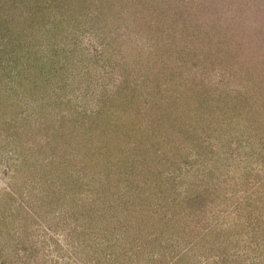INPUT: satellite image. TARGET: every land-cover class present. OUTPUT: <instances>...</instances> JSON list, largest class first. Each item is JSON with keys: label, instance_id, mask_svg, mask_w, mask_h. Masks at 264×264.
<instances>
[{"label": "rangeland", "instance_id": "obj_1", "mask_svg": "<svg viewBox=\"0 0 264 264\" xmlns=\"http://www.w3.org/2000/svg\"><path fill=\"white\" fill-rule=\"evenodd\" d=\"M28 1L58 25L4 6L0 264H264V0Z\"/></svg>", "mask_w": 264, "mask_h": 264}, {"label": "trees", "instance_id": "obj_2", "mask_svg": "<svg viewBox=\"0 0 264 264\" xmlns=\"http://www.w3.org/2000/svg\"><path fill=\"white\" fill-rule=\"evenodd\" d=\"M49 1L51 2L53 0H49ZM261 1H263V0H261ZM236 2H237V0H236ZM220 3H221V6H223V7L224 6L226 7L227 5H229V7H231V6L235 5V0H232V2L229 1V0H220V2L218 4H220ZM245 3H247V5L249 6L250 5V0H247V2H245ZM45 4L47 5V4H49V2H46ZM138 4H139L140 9H141V10H137L138 12L147 10V8H151V6L153 5L152 2H150L149 0H138ZM4 6H7V8H9L10 10L16 9V10H19L20 12L21 11H24L23 8H25V6H26L28 9H26L25 12H27V10H29L31 12L30 14L32 15V17H29V19H30L29 24L30 23L31 24H30V26H28V28L29 29L32 28L33 30H35V29L38 28L40 22L42 21L41 19L44 18L45 14L47 15L46 18L49 17L48 16V11L44 9V7H45L44 4L40 5V7L38 5H36V4H34L31 7V5H30V3H29L28 0H9V1L5 2L2 6H0V32L3 33L2 35H4L6 32L12 33V31L14 30L13 28L17 25V19L15 17V14L12 13L11 16H9L10 18H7V16L3 17V13H8V11H9V9H5ZM57 6L59 7V2L57 3ZM158 8L159 9H162L161 6H158ZM210 9H213L212 11L215 10V8H213V7H211ZM239 9H242V8H239ZM258 9H261L262 10L263 7L260 6ZM221 14H223V13H221ZM6 15H8V14H6ZM216 17H217V15H216ZM219 17H221V16H219ZM219 17H217V18L219 19ZM38 18L41 21H38ZM193 20L194 19H191L189 17H186L185 15H182V13H180L175 18H173L172 24L177 25L180 30H183L184 29L186 31V29H189L190 30V28H191L190 26L192 25ZM34 22L36 24H34ZM195 22H196V20H195ZM43 23L46 26H48V25L51 26V23L48 24V18L45 19V20H43ZM214 23H217V21L214 22ZM26 25H28V24L26 23ZM57 25H58V23L53 24L50 27V30L51 31L55 30V28L57 27ZM139 26H140L141 30H143V32H146L147 33V35L149 36V39H151V40L154 39L155 40L156 44H159V41L166 40L165 37H170L171 39L173 37L174 29L173 28H170L172 26L168 25L167 30H164V28L167 26V25H165V22L162 23V26H157V25H148V26H144V27H141V25H139ZM228 26L229 27H227L226 29L231 32L232 31V26H230L229 23H228ZM221 28H222V26H221ZM187 32H189V31H187ZM187 32H185V34L182 36V38L179 37V39H184V38L186 39V37L188 39H190V38L193 37L192 34H188ZM164 33H165L166 36H164ZM200 34H203L204 37H207L208 34H209V32H206V31L205 32H202L201 31ZM216 36L217 35H215V36H213V35L212 36H209L210 38H213V40L210 43H212L213 41H215L214 39L222 40V43H221L222 47L221 46H217V43H214V44L211 45V47L209 49L208 59H205V62H207L208 64H211V65H218L219 64V59H218L219 56L218 55H220V56L222 55V50L225 49V51H226L225 52V55L232 56V53H233V55L239 53L240 48L236 52V48L237 47L243 46L248 39L250 40V42L252 40H254V37H248L246 39V36L245 37H242V34H241V36H240V42L237 43L238 42V39L237 38H234V36L231 37L232 39H230L229 37L227 38V37H223V36H220V35L217 36V37H220V38H215ZM113 40L115 41V39H113ZM99 41H101V40L99 39ZM255 41H258L259 42V45L258 44L255 45V43H256ZM263 41H264V34H260V35L258 34V35H256L255 36L254 43H253V46H252V49L255 50L254 49L255 47L258 48L262 43H264ZM242 49L243 48H241V51H242ZM165 54H167V53H165ZM186 56L189 57L188 55H186ZM197 57H198L197 54L191 55V59H194V58H197ZM200 57L201 58H205V56H200ZM200 57H198L197 60L192 61V63L196 64L197 62H201V58ZM178 60L177 59L171 60V61H175L176 63L171 67L170 71H171L172 75L175 74L176 76L181 77V74L184 73L183 71L185 70L186 65L185 64H179L178 65ZM182 60H184V58H182ZM249 71L255 73V68H254L253 71L252 70H249ZM156 73H159V72H156ZM257 73L260 75L259 72H257ZM159 75L160 74H158L156 76L159 77ZM202 84L204 86L205 82L204 81L201 82L200 86L198 87L199 89H196V91L201 92L202 89H204V87H202ZM261 86H264V82H261L260 83V86L259 87H261ZM259 90H264V87H261V89H259ZM241 100L248 105L247 100H243V99H241ZM208 105L209 106H212L211 103L209 102V99H208ZM213 107H211L210 110H213Z\"/></svg>", "mask_w": 264, "mask_h": 264}]
</instances>
